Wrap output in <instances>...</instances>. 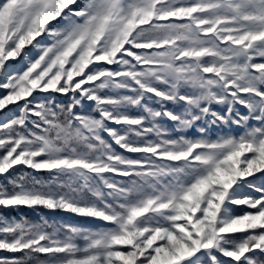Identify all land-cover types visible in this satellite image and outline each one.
Returning <instances> with one entry per match:
<instances>
[{
    "label": "snow or ice",
    "instance_id": "6c2138e0",
    "mask_svg": "<svg viewBox=\"0 0 264 264\" xmlns=\"http://www.w3.org/2000/svg\"><path fill=\"white\" fill-rule=\"evenodd\" d=\"M10 105L0 209L102 223L0 212V264H264V0H0Z\"/></svg>",
    "mask_w": 264,
    "mask_h": 264
},
{
    "label": "trees",
    "instance_id": "16d2710c",
    "mask_svg": "<svg viewBox=\"0 0 264 264\" xmlns=\"http://www.w3.org/2000/svg\"><path fill=\"white\" fill-rule=\"evenodd\" d=\"M56 97L57 102L67 104L69 103V99L67 97ZM15 114L16 112V106L12 110ZM6 114H10V111H8ZM25 169L23 166H20L17 171H13L12 175L15 176L18 171H24ZM31 171V170H28ZM36 175L42 176V177H47V173H37ZM254 195H258V193L252 192ZM242 208H237L236 211L239 212L241 211ZM0 212L9 219H16V220H21V219H27L32 222H41L43 220H47L49 223H54V224H72L77 227H84V228H95L102 222L92 220L90 218H82V217H77L73 214L70 213H65L62 211H51L48 209L44 208H36V209H29L26 207H19L15 209H6L2 210L0 209ZM0 255H13V254H5V253H0ZM19 255V254H15Z\"/></svg>",
    "mask_w": 264,
    "mask_h": 264
},
{
    "label": "rangeland",
    "instance_id": "374dc122",
    "mask_svg": "<svg viewBox=\"0 0 264 264\" xmlns=\"http://www.w3.org/2000/svg\"><path fill=\"white\" fill-rule=\"evenodd\" d=\"M42 41H44L45 43H48L50 42L48 40V38L46 36H42L40 38H38ZM25 51H28L31 53V55L33 56V58L36 57L37 53L29 46L27 49H25ZM9 63L13 64L14 67H20L23 63L22 59H17L16 61H10ZM35 95H38V96H41V95H53V96H59V97H67L69 99V96H63V95H60V94H54V93H48V94H43V93H36ZM70 95V94H69ZM16 105H10L8 106L7 108H5L4 110L0 111V123H3L8 117H11L13 115H16L12 110L14 109ZM90 105L86 102L85 105H84V108H83V111L85 113H87L89 110H90ZM171 107V106H169ZM240 113L242 114H246L247 110L244 109L242 106H237ZM8 111H10V114H6ZM76 112H80L81 109L80 108H76L75 109ZM249 124L250 125H254L256 124V121H249ZM170 126V124H169ZM243 128L241 127H238L234 124L232 125H228V126H225V125H219V126H213L211 128V135H212V138H216L217 136L219 135H239L240 133L243 132ZM194 133L193 132H190L189 135H193ZM251 195H254V193H250ZM255 196V195H254Z\"/></svg>",
    "mask_w": 264,
    "mask_h": 264
}]
</instances>
